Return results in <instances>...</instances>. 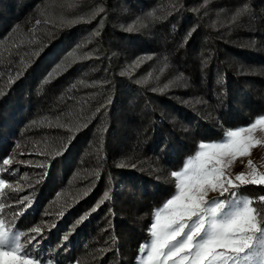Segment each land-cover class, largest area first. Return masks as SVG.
<instances>
[{"label":"trees","instance_id":"trees-1","mask_svg":"<svg viewBox=\"0 0 264 264\" xmlns=\"http://www.w3.org/2000/svg\"><path fill=\"white\" fill-rule=\"evenodd\" d=\"M250 3L264 13V0ZM180 4L178 0H0V179L8 185L0 191V221L6 230L27 236H36L31 230L39 227L38 257L59 264H135L140 246L149 239L146 224L154 209L174 193V178L165 181L164 176L181 170L199 142L221 139V124L249 125L264 115V89L257 91V97L248 89L254 80L247 69L232 67L228 61L213 65V72L208 67L205 75L200 70L201 63L193 59L196 45L186 42L187 28L198 19L181 8L176 12ZM129 15L149 21L123 23ZM145 31L151 36L143 35ZM200 32L195 40L207 38ZM218 42V48L209 47L202 59L213 60L222 48L229 49ZM259 42L264 46V41H253ZM232 47L228 50L232 56L264 65L262 51ZM142 51L155 56L151 64L155 61L156 73L172 67V61L178 64L190 77L184 76L187 81L204 84L200 93L210 101L217 98L212 91L216 88L219 117L203 114L183 100L184 90L176 95L155 91L140 82L141 77L127 73L132 67L118 66L122 54ZM48 123L59 126L49 129ZM33 124L38 127L32 128ZM188 126L193 134L180 129ZM29 128L38 136L47 163L29 177L31 186L18 192L14 182L22 170L4 165L3 160ZM90 141L93 146L88 147ZM94 147L99 149L94 156L100 161L96 172L103 189L81 186L59 198L70 175L84 162L82 154L90 157ZM123 150L126 156L138 150L139 159L121 158ZM152 156L158 157L157 166L152 160L142 163ZM238 191L254 200L257 210H264L259 201L264 187ZM106 192L110 199H104ZM141 211L144 217L135 216ZM21 242L26 243L25 236Z\"/></svg>","mask_w":264,"mask_h":264},{"label":"snow or ice","instance_id":"snow-or-ice-1","mask_svg":"<svg viewBox=\"0 0 264 264\" xmlns=\"http://www.w3.org/2000/svg\"><path fill=\"white\" fill-rule=\"evenodd\" d=\"M248 11L245 5L237 16ZM143 60L138 58L134 66L139 67ZM258 126L264 131V115L247 127L228 130L221 142L199 143V150L185 160L182 170L170 173L174 194L154 209L150 239L140 246L138 264H264V210L252 207L254 200L236 192L224 200L206 199L210 191L224 196L242 185H264V173L251 160V171L235 176L238 184L226 174L237 156L250 155L264 143L254 136ZM10 163L3 160L4 165ZM4 187L8 185L0 179V188ZM104 199H110L107 192ZM259 201L264 202V196ZM31 231L36 236L6 230L0 221V264H41L35 252L40 228ZM22 236L26 243L21 242Z\"/></svg>","mask_w":264,"mask_h":264},{"label":"rangeland","instance_id":"rangeland-1","mask_svg":"<svg viewBox=\"0 0 264 264\" xmlns=\"http://www.w3.org/2000/svg\"><path fill=\"white\" fill-rule=\"evenodd\" d=\"M179 1H181L184 5L180 4L179 5L180 7L177 6L176 12H178L179 9L181 8V10L182 9L186 10L189 13V15L195 16L196 17L195 19H198V22H196V24L191 22L190 24L191 26L187 28L186 34H190V36L188 37V40L186 42L188 43L191 42L193 43L192 45L194 46L196 45V48H195L196 50L192 51L193 56H194V58L193 57L192 58L194 59V61L201 63L200 70L203 71V73L205 72L204 75L207 73L206 71L208 67L213 72L214 71L213 65L220 64V63L221 64L227 63L228 61H230L229 64H232V67L247 69L245 70L246 71L245 73L248 76L251 75L250 77H253V80H254L253 83H250V85L248 86V89L251 92H256L255 97L259 96L260 94L257 95L258 94L257 91L264 89V65L262 63H258L257 65H255L256 63L251 62L253 61L252 59H250L251 61H249L248 58H242V57L240 58V57L232 56V52L228 50L230 49V47L233 48L232 46L235 47L237 45H240V46H245L246 48H250L253 50L258 49L259 51H262L264 53V46L259 45L261 42H259L258 45L253 43V41H257V40L264 41V35H261L259 32L260 30L264 31V13L259 14L256 11L258 9L256 8L255 10V6H253V4L250 3V0H178V2ZM245 5H247L249 11L245 14L237 16L238 9L244 8ZM116 7H120V5H116ZM178 15L179 13L176 14V16ZM234 17H236L235 21L233 19ZM192 19L194 18L192 17ZM257 19L259 23L256 22ZM181 20H182V17L179 19V21ZM135 21H141L142 24H145L149 21V19H147V17L145 16L138 18L137 15H129L125 17V19L122 22L128 25H132L135 23ZM198 31H201L200 32L201 34L199 33L201 36L206 35L207 38L205 37L204 39L201 37L195 40V37H197L196 32ZM143 35L149 36V37L151 36V34L148 31H145ZM88 38L92 40L94 39V36L93 37L91 36ZM87 39H85V41L83 39L82 40L83 42H86ZM217 41H219L218 43L224 42L226 45H228L229 49L222 48L221 52L218 54V57H215V58L212 57L213 60H211L210 58L202 59L204 55H207L209 53V50L210 48H212V46L213 47L217 46L218 48V44L216 43ZM200 48L202 51H200ZM122 55H123V59H121L118 66L120 68H124L125 66L132 67L131 70H129L130 72H127V73L130 75H135L136 77L137 76L141 77L139 80L140 82L144 83L145 85H148L155 91H159V92L160 91H171L174 95L178 94V92L180 93V90H184L185 94L184 96L181 97L183 100L188 101L192 106H195L203 114L204 113L206 115L212 114V115H216L217 117H219L217 115V112L219 109L218 96L220 95V93L217 92L216 88H213L212 91L217 98H215V100L213 101H210L208 100L206 95H204L203 93H200V89L203 88L204 84H201V86L199 87V86H195L191 79L187 81L186 80L187 78L184 77V76H188L187 73L178 64L174 63L173 61L171 63L172 67L165 66L164 69H160V71L156 73L158 70L156 68L157 66L154 64L155 61L151 64V61L155 59L154 58L155 56L151 55V52L145 53L142 51V53H139V54H133V55L122 54ZM147 57H151V59H147ZM189 57H191L190 54L188 55V58ZM138 58H144V60H143V63L139 65V67H136L134 66V62ZM216 58L219 61L221 60V62L215 61ZM181 65L182 67H184L185 65H187V63H182ZM158 68H159V64H158ZM179 69L183 72V74L179 72ZM149 74H151V76H149ZM188 78L190 77L188 76ZM209 78L210 76H208V81H211V78L210 79ZM206 79L207 77L205 76L204 83L206 82ZM145 80H147L148 82L145 83L144 82ZM261 98H264V97H261ZM167 112L173 115L170 109H167ZM246 112L248 113L249 110ZM35 113H37V111H35ZM176 120H179V119L176 118ZM181 123H182L181 125L184 124L183 121ZM249 125H240L237 127H241V126L247 127ZM45 126H48V128L50 129L52 126H59V125L48 123V125L45 124ZM35 127H38V124H33L32 128H35ZM218 127L223 128L224 130L223 137L219 140L209 141V142H221L225 138V134L228 130H235L237 128V127H227L226 125H222V124L221 126H218ZM109 129L110 128L107 127L105 131ZM180 129L182 131H189L191 132V134H193L192 133L193 129L189 126L188 128L184 130L182 129V127ZM36 130H34V133H36ZM51 131L55 132V129L52 128ZM97 131L98 130H96V133ZM105 131L103 132V134L105 133ZM31 132L32 131L30 130V128L26 129L27 134H24L23 136H21L20 141L15 146H13L10 156L9 158H7L11 161V163L8 164L9 167H15L16 170H22L21 176L19 177V179L16 180V182H14V187L19 188V189H24V190L27 189V187H29V185L33 183L31 180H29V177L33 175L36 170H39V168L43 164L47 163V160H44L45 157L43 154L45 150H42L41 146L39 147L37 144V140L39 139L38 136H33L32 135L33 133L31 134ZM136 133H137L136 135L139 134L138 131H136ZM254 136L257 140H264V131L261 130L260 126H258L257 130H255ZM56 137H59V136H55V138ZM59 143L62 144L63 142L60 140ZM204 143H208V142H204ZM43 144H46V143H43ZM49 146L50 144L47 143L46 147H49ZM91 146H93L92 142L88 147H91ZM95 148L96 147H94V150L92 151V154L90 155V157L88 154L86 155L82 154V157L84 158V162L81 163V165L78 168V171H73V173L70 175L69 180L66 182L64 187L61 189L63 193L62 195L59 196V198H62L63 195L65 197L72 195L81 186H83L81 187L82 189L87 186H89L88 188L93 187V189L103 187L101 185V182L99 183L98 181L99 177L96 172L97 170L96 163H99L100 161H99V158L94 156L99 151L98 148L96 149ZM198 150L199 148H197L196 151ZM137 151L138 150H136V152L134 151V152L128 153V155L126 156L125 155L126 152L123 150L119 154V156L121 158L124 156L128 157L127 161H130L129 159H132L131 161H134V159L138 158L136 155ZM132 157H136V158L133 159ZM157 159L158 157L152 156V157H149L148 159L142 160L143 161L142 163L145 164L148 160H152L155 162L157 166V164H159ZM249 160L252 161L253 167H255L258 172L264 173V143H261L258 146L254 147L251 150L250 155L237 156L235 158V160L232 162L231 167L226 170V174L229 175L233 179L234 183L236 184L239 183L235 181V176L237 174H240V173L247 174L248 172L251 171V169L248 167ZM75 168H76V165H75ZM154 168L156 167L154 166ZM170 173L168 172L164 176L163 180L169 181L171 177ZM87 177H88V180L85 181ZM116 180L118 181L117 178ZM263 187L264 185L247 184V185H242L239 188H245L248 191H252V190L260 189ZM239 188L231 189L230 192L226 193L224 196H221L218 191L216 192L210 191L206 199L224 200V199H227L231 195L232 192H236L238 195H241L238 191ZM1 189L2 188H0V191ZM102 189L98 193V195H100V193L103 191ZM55 203H56V200L52 202V204L49 206V209ZM252 207L254 206L252 205ZM109 209H111V207ZM130 211L132 212V215L135 213V210L133 209V207L130 208ZM135 216L139 218L142 217L143 211L137 213V215ZM152 221H153V216L151 218L150 224L152 223ZM140 222L142 223L141 220ZM150 224L149 226H148V223L146 224V228H147L146 230L148 232V235H149ZM261 226L264 227L263 225ZM109 231L110 229L106 230V234H107V238L111 239L112 235H111V232ZM39 259H40L41 264H49V262L50 264H59L56 262L55 259L49 258V259L44 260L40 257ZM66 264H74V263H66ZM135 264H138V257L136 259Z\"/></svg>","mask_w":264,"mask_h":264}]
</instances>
